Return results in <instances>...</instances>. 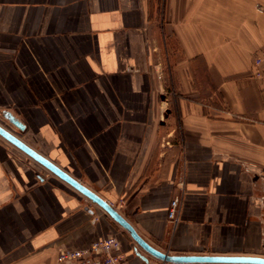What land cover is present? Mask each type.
<instances>
[{"label":"crops","instance_id":"1","mask_svg":"<svg viewBox=\"0 0 264 264\" xmlns=\"http://www.w3.org/2000/svg\"><path fill=\"white\" fill-rule=\"evenodd\" d=\"M263 44L264 0H0V126L157 251L264 258ZM107 236L170 264L0 137V264Z\"/></svg>","mask_w":264,"mask_h":264},{"label":"water","instance_id":"2","mask_svg":"<svg viewBox=\"0 0 264 264\" xmlns=\"http://www.w3.org/2000/svg\"><path fill=\"white\" fill-rule=\"evenodd\" d=\"M4 120L18 131H23L24 126L14 119L10 114L3 116ZM0 137L18 148L20 151L29 156L32 160L51 172L58 179L62 180L80 194L91 200L104 210L108 216L118 224L136 243V245L153 258L170 264H264V258L259 257H212V256H169L157 251L148 245L142 238L138 236L135 230L128 224L109 204L99 199L95 194L87 190L80 183L62 172L59 168L46 160L41 155L24 145L15 136L0 126ZM138 255V254H137Z\"/></svg>","mask_w":264,"mask_h":264},{"label":"built area","instance_id":"3","mask_svg":"<svg viewBox=\"0 0 264 264\" xmlns=\"http://www.w3.org/2000/svg\"><path fill=\"white\" fill-rule=\"evenodd\" d=\"M251 78L259 85L263 95L264 110V44L254 54ZM180 197L173 196L167 219L172 225L179 220ZM56 264H131L126 254L120 252V244L113 236L99 239L82 250L64 251L56 258Z\"/></svg>","mask_w":264,"mask_h":264},{"label":"rangeland","instance_id":"4","mask_svg":"<svg viewBox=\"0 0 264 264\" xmlns=\"http://www.w3.org/2000/svg\"><path fill=\"white\" fill-rule=\"evenodd\" d=\"M159 10H158V14H157V17L159 18ZM161 68V67H160ZM155 77H156V80L158 81V82H161L162 81V73H161V71L159 70V72H156V74H155Z\"/></svg>","mask_w":264,"mask_h":264}]
</instances>
